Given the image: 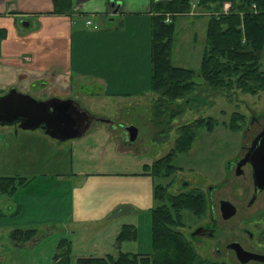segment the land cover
<instances>
[{
    "label": "rangeland",
    "instance_id": "1",
    "mask_svg": "<svg viewBox=\"0 0 264 264\" xmlns=\"http://www.w3.org/2000/svg\"><path fill=\"white\" fill-rule=\"evenodd\" d=\"M229 7L227 0H221L219 4L189 0L185 11L175 13L173 18L165 13V22L172 25L170 62L173 66L192 71L193 86L184 95L165 96L159 90L149 89V58L147 54L143 57V51L139 50L134 67L130 62V67L124 68V72H130L128 83L110 85L106 80L104 85L93 80L85 82L82 78L83 83L75 86L77 91H74V95L79 107L94 117L109 120L110 124L93 120L90 125L94 127L82 136L56 143L60 151L54 157L51 154L55 143L44 145L35 137L14 140L10 138L9 132L1 134L0 152L3 151L4 155L0 157V173L23 178L24 182L16 186V191L10 196H0L8 198L9 203L15 205V210L22 207L19 214L14 210L12 214L7 212L1 216L0 264H53L51 257L55 244L62 237L70 240L71 264L78 257L103 256L99 254L101 249L112 251L109 254L113 256L118 251L151 256L150 208L154 203L168 205L166 195L191 191L204 196L205 210L202 215L195 217L190 210L180 209L181 225L173 228L180 232L200 259L235 264L228 256L219 255L213 248L217 246L221 253L224 251L223 242L236 237L246 239L247 232L252 239L243 241L250 247H257L255 243H260L263 245L261 250H264V213H261L264 209V194L258 196L252 209H246L244 200L251 190L250 176H230L232 171L227 170L226 162L242 155L252 136L264 127V85L252 91L244 89V85L239 87L242 83L235 71L230 76L221 72L220 84L215 85L199 75L207 21L210 16L229 13ZM251 9L252 12L256 11L253 6ZM251 46L245 44L254 55L256 50H252ZM256 53L258 69L264 71V45ZM111 69L108 61L106 68L102 67L101 70L110 74ZM114 71L117 70L113 68ZM126 88L130 89L128 95H122L121 92ZM111 89H119L117 93L120 94L110 95ZM43 90L37 83L31 87L35 99L43 97L40 93ZM190 123H197L190 141L185 142L184 146L175 144L178 127ZM109 125L114 128L113 134L117 140L122 137L124 126L135 127L136 137L125 143L127 148L123 152L120 150L117 154L112 151L115 150V142L109 140ZM41 145L42 148H38ZM169 152L172 155L163 163L164 167L158 165L159 173L149 174L153 184L163 187V198L159 202L153 199L150 208L136 213L134 217L122 215L111 224L115 229L120 223H130L136 228L135 239L117 242L114 237V244L109 246L106 242L109 238L103 239L104 230L91 232L85 228L73 235L58 223L70 205L69 180L72 183L74 179L69 175L76 174L77 177L84 172L109 169L130 171L137 169L139 162L148 161L146 165H149ZM49 157L50 164L45 166ZM57 157L62 163L59 162L56 168L65 174L64 183H55L53 177L48 180L37 179L41 173L48 177L47 173L54 172L52 166ZM213 196L234 202L237 213L227 221H211V216H215L213 212H217L215 205L214 209H209L208 202H213ZM27 207L32 209L27 211ZM33 217L38 223L32 224V228L35 226L37 230L34 229L26 241L12 243L8 231L15 228L24 230L26 226L20 225ZM206 224L217 227L214 238L206 239L205 236L193 234L196 226ZM28 227L31 228V225ZM42 231L49 234L34 243ZM100 243L104 245L101 247L98 245Z\"/></svg>",
    "mask_w": 264,
    "mask_h": 264
},
{
    "label": "crops",
    "instance_id": "2",
    "mask_svg": "<svg viewBox=\"0 0 264 264\" xmlns=\"http://www.w3.org/2000/svg\"><path fill=\"white\" fill-rule=\"evenodd\" d=\"M150 3L151 0H70L68 13H53L51 0H0V94L13 88L33 97L31 87L37 83L44 89L40 91L43 97L39 99L57 97L77 102L75 86L83 83L82 78L85 82L93 80L104 85L106 80L110 85L128 83L130 72H124V68H129L130 62L135 64L139 50L143 51V57L144 54L148 57L149 22L153 14ZM108 61L112 67L110 74L101 70L106 68ZM113 68L117 71L113 72ZM126 89L122 95H128L130 89ZM117 92L119 89L109 90L110 95ZM92 127L89 125L83 134ZM113 130L109 125V140L115 142V150L112 151L118 154L127 148V134L123 128L124 133L117 140ZM8 132L11 139L35 137L44 145L65 141L51 138L39 128L24 130L16 125H0V138L1 134ZM58 148V144L53 147L52 157L60 151ZM2 155L3 151L0 157ZM49 161L50 157L45 166H49ZM59 162L61 159L57 157L52 166L54 172L47 173L48 177L41 173L37 179L53 177L55 183H64L65 174L56 168ZM148 163L139 162V167L130 171L109 169L84 172L77 177L76 174L69 175L74 179L72 183L69 180L70 205L58 223L73 235L85 228L91 232L104 230L103 239L109 238L106 242L113 245V238L125 224L120 223L114 229L111 227L113 221L122 215L134 217L153 204V179L143 170V165ZM0 176H4L3 173ZM15 209L8 198L0 197V219ZM21 209L18 207L16 214L21 213ZM34 223H38L34 217L27 218L20 226L25 225L28 229ZM33 229L37 230V227ZM47 234V231H42L40 240L34 243L40 242ZM98 245L102 247L104 244ZM100 252L105 255L112 251L101 249Z\"/></svg>",
    "mask_w": 264,
    "mask_h": 264
},
{
    "label": "trees",
    "instance_id": "3",
    "mask_svg": "<svg viewBox=\"0 0 264 264\" xmlns=\"http://www.w3.org/2000/svg\"><path fill=\"white\" fill-rule=\"evenodd\" d=\"M53 13H68L70 0H51ZM219 4L221 0H199ZM230 12L210 16L205 29L204 47L200 59L199 75L208 83L220 84L221 72L228 76L236 72L244 89L252 91L264 85V71L258 69L257 50L264 45V0H227ZM189 0H151L150 8L153 14L149 22V74L148 87L165 96L182 95L192 86V71L173 66L170 62V42L172 25L165 22L164 15L170 17L180 11H185ZM251 6L256 11L252 12ZM240 26V27H238ZM242 28V29H241ZM251 44L253 51L245 47ZM218 84V85H219ZM184 95V94H183ZM194 125L197 123L180 125L176 131L175 144L185 145L193 136ZM171 152V151H170ZM154 160L149 165H143L146 174L156 175L158 168L164 167L170 153ZM170 160V159H169ZM150 173H149V172ZM16 182V184H15ZM24 182L23 178L0 176V195L10 196L16 191V186ZM163 187L153 184L152 198L160 201ZM168 205L159 203L150 208V240L151 256L118 251L116 256L105 254L100 257H78L74 264H224L219 261L200 259L188 246V242L180 232L173 227L181 225L180 209H188L198 217L205 210L204 196L197 192L177 193L166 195ZM34 233L33 228L10 230L9 239L12 243L23 242ZM135 239L136 228L131 224H124L115 239ZM53 264H71L70 242L61 238L55 244L52 254Z\"/></svg>",
    "mask_w": 264,
    "mask_h": 264
},
{
    "label": "water",
    "instance_id": "4",
    "mask_svg": "<svg viewBox=\"0 0 264 264\" xmlns=\"http://www.w3.org/2000/svg\"><path fill=\"white\" fill-rule=\"evenodd\" d=\"M91 118L109 122L107 119L90 115L86 110L81 109L77 102L68 98L35 99L13 88L0 94V125H16L24 130L39 128L51 138L66 140L83 134L89 127ZM124 129L128 141L134 140L135 127L129 125L124 126ZM247 156L244 160L248 159L251 164L254 186H257V189L264 188V129L257 133L251 141ZM222 207L223 212L226 211L225 216L233 213V207L227 201H223ZM242 254L245 257H252L249 253Z\"/></svg>",
    "mask_w": 264,
    "mask_h": 264
},
{
    "label": "flooded vegetation",
    "instance_id": "5",
    "mask_svg": "<svg viewBox=\"0 0 264 264\" xmlns=\"http://www.w3.org/2000/svg\"><path fill=\"white\" fill-rule=\"evenodd\" d=\"M93 120L97 121L94 118H91L90 124L92 123ZM262 129H264V127ZM261 130H258V132H256L252 136V138L250 139V142L248 143V146H246L245 149L242 151L243 152L242 155H238L232 161H226L228 163L227 164V170L232 171V174L230 173V176L235 175V176L246 177V178H249V176H250L251 190L248 192L249 194H248V197L246 198V200H244V207L246 209H252L254 207L255 202L257 201L258 196L262 193L264 194V188L257 189L258 187L254 186L253 180H252L251 164L248 161V159L244 160L245 158L248 157L247 154H248V150L250 148L251 141L257 135V133H259ZM224 166L226 167V165H224ZM247 169H249V170H247ZM246 171H248L249 173H247ZM230 176H228V177H230ZM223 201H227L233 207V209H232L233 213L229 216H225L226 215L225 210L223 212V207H222ZM208 204H209V209L212 210L213 206L215 205L216 206L215 208L217 210V212H213V213H215V216H211L212 217V218H210L211 221H219V220L220 221H227L237 213V208H236L234 202L227 200V199H223L220 197L219 198L214 197L213 202L212 203L208 202ZM261 211H262L261 213H264V209H262ZM216 231H217V227L214 224L198 225L194 228L193 234L205 236L206 239H212L215 237ZM245 235H246V239L236 237V238L231 239L229 241L227 240V241L223 242L222 247L224 248V251L221 253L218 251L217 246H215L213 249L219 255L228 256V258L231 259L233 261V263H235V264H249V263H251V264H253V263L254 264L255 263L264 264V250H261V248H260V247H263V245L256 242L255 244L257 245V247H252V246L250 247L243 240L248 241V240L252 239L251 234L249 232H247V234H245ZM241 251H244V252H241ZM242 253H244V254L249 253L252 255V257H245V255H243ZM244 258H246V259H244Z\"/></svg>",
    "mask_w": 264,
    "mask_h": 264
},
{
    "label": "built area",
    "instance_id": "6",
    "mask_svg": "<svg viewBox=\"0 0 264 264\" xmlns=\"http://www.w3.org/2000/svg\"><path fill=\"white\" fill-rule=\"evenodd\" d=\"M85 23H86V24H88V23H89V21H85Z\"/></svg>",
    "mask_w": 264,
    "mask_h": 264
}]
</instances>
